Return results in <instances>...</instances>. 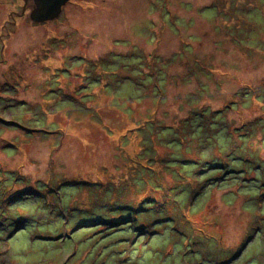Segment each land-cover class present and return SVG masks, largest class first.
Here are the masks:
<instances>
[{"label": "rangeland", "instance_id": "obj_1", "mask_svg": "<svg viewBox=\"0 0 264 264\" xmlns=\"http://www.w3.org/2000/svg\"><path fill=\"white\" fill-rule=\"evenodd\" d=\"M32 5L0 0V264H264V0Z\"/></svg>", "mask_w": 264, "mask_h": 264}, {"label": "water", "instance_id": "obj_2", "mask_svg": "<svg viewBox=\"0 0 264 264\" xmlns=\"http://www.w3.org/2000/svg\"><path fill=\"white\" fill-rule=\"evenodd\" d=\"M27 2L28 0H23ZM33 5L29 12V19L34 22H42L58 17L62 8L69 0H31Z\"/></svg>", "mask_w": 264, "mask_h": 264}, {"label": "trees", "instance_id": "obj_3", "mask_svg": "<svg viewBox=\"0 0 264 264\" xmlns=\"http://www.w3.org/2000/svg\"><path fill=\"white\" fill-rule=\"evenodd\" d=\"M211 5H214V6H212V8H215V10L216 9H221L222 8V6L220 5V3L218 2V1H214V2H212V3H210ZM210 7H208V9H209ZM232 39H234V38H232ZM234 41H236L235 39H234ZM237 42V41H236ZM124 79H128V80H134L135 79V81H136V77L134 76V75H132V74H129V73H126L125 75H124ZM163 127H165V126H163ZM163 127H162V129H163ZM30 131H33V130H30ZM17 192V191H16ZM15 192V193H16ZM15 193H13L12 194V196H14V194Z\"/></svg>", "mask_w": 264, "mask_h": 264}]
</instances>
